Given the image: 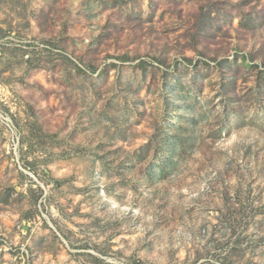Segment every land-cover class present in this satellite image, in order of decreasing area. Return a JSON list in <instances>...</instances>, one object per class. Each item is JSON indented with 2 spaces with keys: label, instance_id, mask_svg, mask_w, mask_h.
<instances>
[{
  "label": "rangeland",
  "instance_id": "1",
  "mask_svg": "<svg viewBox=\"0 0 264 264\" xmlns=\"http://www.w3.org/2000/svg\"><path fill=\"white\" fill-rule=\"evenodd\" d=\"M0 201V264H264V0H0Z\"/></svg>",
  "mask_w": 264,
  "mask_h": 264
},
{
  "label": "trees",
  "instance_id": "2",
  "mask_svg": "<svg viewBox=\"0 0 264 264\" xmlns=\"http://www.w3.org/2000/svg\"><path fill=\"white\" fill-rule=\"evenodd\" d=\"M171 143L169 139H167V144L169 146L166 147V149L170 152V155L172 156L173 152H174V149L171 147V145L169 144ZM163 148L160 146V150H162ZM171 156L169 157L168 159V165L172 164V160H171ZM161 166V165H160Z\"/></svg>",
  "mask_w": 264,
  "mask_h": 264
},
{
  "label": "crops",
  "instance_id": "3",
  "mask_svg": "<svg viewBox=\"0 0 264 264\" xmlns=\"http://www.w3.org/2000/svg\"><path fill=\"white\" fill-rule=\"evenodd\" d=\"M0 203L2 204V201H0Z\"/></svg>",
  "mask_w": 264,
  "mask_h": 264
}]
</instances>
